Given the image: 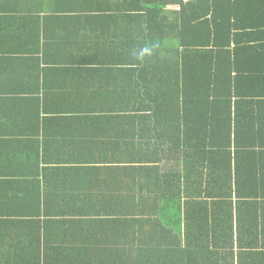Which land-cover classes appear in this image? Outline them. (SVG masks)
I'll return each instance as SVG.
<instances>
[{"label": "trees", "instance_id": "trees-1", "mask_svg": "<svg viewBox=\"0 0 264 264\" xmlns=\"http://www.w3.org/2000/svg\"><path fill=\"white\" fill-rule=\"evenodd\" d=\"M15 63L0 264H264V0H0Z\"/></svg>", "mask_w": 264, "mask_h": 264}, {"label": "crops", "instance_id": "crops-1", "mask_svg": "<svg viewBox=\"0 0 264 264\" xmlns=\"http://www.w3.org/2000/svg\"><path fill=\"white\" fill-rule=\"evenodd\" d=\"M2 54V53H1ZM3 68L4 65L2 64ZM6 66V65H5ZM13 69V79L11 82H8L9 80H1L0 79V106L6 110L5 117L0 116V145L4 144L1 141H11L10 143L6 142V145L10 144L13 146V144L16 145L17 147V152L22 151L23 153H26V151H30L34 148V145L36 144L34 141L37 142V140H40L43 138L42 135L35 136L32 132H24V133H17L16 131L18 125H22L23 123H34V121L31 119H26L22 115H9V109L8 106L12 107L18 102H21L19 98H30L33 97L32 94H29L27 92L28 86H42V81L43 79L40 78L39 80L36 79V84H34L32 75L34 74V69L29 66V64H24V65H19L15 63V65H11ZM43 71H36V74L39 76L43 77ZM82 74H86L85 71L81 69H72L71 73H69V76H81ZM41 82V83H40ZM61 81L57 80L56 85L61 86ZM33 86V88H34ZM66 86V85H65ZM64 88V87H63ZM62 90V89H61ZM63 90H66L65 88ZM14 108V107H13ZM15 109V108H14ZM17 112V111H16ZM25 125V124H24ZM10 131H14V133H10ZM16 131V132H15ZM37 138V139H35ZM16 141V142H15ZM41 144V143H40ZM17 189H19L17 187ZM20 192V190H18ZM28 231L30 230H24L25 234L23 235L27 237L24 239L25 241L22 240H14V241H9L7 244L11 247H15L17 251L20 249V247H23L25 249H28V244H25L28 242L29 235ZM31 232V231H30ZM32 233V232H31ZM23 237V236H22ZM19 248V249H18ZM6 251L4 249L3 244L0 242V252Z\"/></svg>", "mask_w": 264, "mask_h": 264}]
</instances>
